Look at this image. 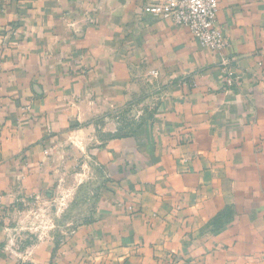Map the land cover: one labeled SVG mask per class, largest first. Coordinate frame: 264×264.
<instances>
[{"label": "crops", "instance_id": "0c3cea01", "mask_svg": "<svg viewBox=\"0 0 264 264\" xmlns=\"http://www.w3.org/2000/svg\"><path fill=\"white\" fill-rule=\"evenodd\" d=\"M157 1L0 0V264H264V0H218L233 87ZM86 166L91 219L17 260L16 206Z\"/></svg>", "mask_w": 264, "mask_h": 264}, {"label": "rangeland", "instance_id": "374dc122", "mask_svg": "<svg viewBox=\"0 0 264 264\" xmlns=\"http://www.w3.org/2000/svg\"><path fill=\"white\" fill-rule=\"evenodd\" d=\"M132 113L126 121L134 125L140 115L138 110L134 116ZM81 172L77 178L66 181L64 187L54 188L39 199H26L16 206L8 222L6 239L17 260L26 259L50 238L68 237L77 226L91 219L105 178L95 168L86 166ZM73 183H76L75 188Z\"/></svg>", "mask_w": 264, "mask_h": 264}, {"label": "built area", "instance_id": "2783aa9c", "mask_svg": "<svg viewBox=\"0 0 264 264\" xmlns=\"http://www.w3.org/2000/svg\"><path fill=\"white\" fill-rule=\"evenodd\" d=\"M218 0H158L146 4L142 12L169 22L174 27L187 28L201 47L219 53L224 86L233 87L238 77L231 72V59L227 56V41L215 24ZM149 75L157 77L155 70Z\"/></svg>", "mask_w": 264, "mask_h": 264}]
</instances>
